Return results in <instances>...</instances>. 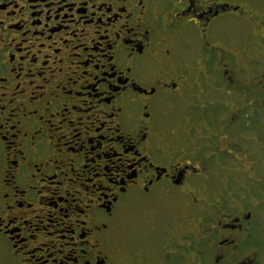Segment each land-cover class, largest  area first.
Instances as JSON below:
<instances>
[{
  "label": "flooded vegetation",
  "instance_id": "obj_1",
  "mask_svg": "<svg viewBox=\"0 0 264 264\" xmlns=\"http://www.w3.org/2000/svg\"><path fill=\"white\" fill-rule=\"evenodd\" d=\"M0 264H264V0H0Z\"/></svg>",
  "mask_w": 264,
  "mask_h": 264
}]
</instances>
